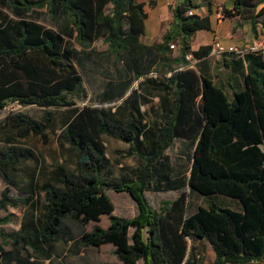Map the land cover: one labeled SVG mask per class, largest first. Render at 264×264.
I'll list each match as a JSON object with an SVG mask.
<instances>
[{
	"label": "trees",
	"instance_id": "16d2710c",
	"mask_svg": "<svg viewBox=\"0 0 264 264\" xmlns=\"http://www.w3.org/2000/svg\"><path fill=\"white\" fill-rule=\"evenodd\" d=\"M44 6L59 20L57 31L29 19L34 9ZM108 6L113 8L110 14ZM195 9L191 0H181L171 30L161 42L147 46L141 42L147 14L135 0H0V111L10 104L44 111L41 121L13 113L5 125L19 137L40 136L52 120L48 109H71L58 140L75 152L79 166L78 175L61 167L33 171L29 185L44 193L39 203L32 194L11 195V188L20 187V166L34 158L33 151L15 145L0 151L6 185L0 210H30L16 234L0 236L37 253L39 264L54 259L53 244L59 242L74 243L71 252L77 256L111 245L122 264H141L149 255L154 264H184L186 239L205 241L214 264L264 259V49L233 59L243 74V91H233L231 98L217 95L222 88H211L209 79L185 58L189 39L211 31L209 16L188 15ZM5 11L17 21H10ZM222 15L254 25L264 15V0H235ZM66 38L80 47V57ZM100 38L108 45L107 55L122 64L103 97L120 104L109 110L73 108L83 91L73 61L85 68L84 62L98 55L93 45ZM178 45L173 55L171 46ZM210 50L202 47L192 55L201 59ZM134 81L140 82L138 89L124 97ZM106 139L125 144L134 160V167H122L120 177H114ZM180 144L175 164L167 151ZM119 190L136 195L137 203L153 214L146 242L140 231L130 233L131 226L140 228L139 221L113 216L107 192ZM148 190L177 192L178 197L164 214H156L146 203ZM191 194L206 199V206L190 211ZM103 216L110 220L107 229L96 225L78 237L65 224L68 219L80 226L98 224ZM11 217L0 218V223ZM20 248L8 251L0 245V264H27Z\"/></svg>",
	"mask_w": 264,
	"mask_h": 264
},
{
	"label": "rangeland",
	"instance_id": "374dc122",
	"mask_svg": "<svg viewBox=\"0 0 264 264\" xmlns=\"http://www.w3.org/2000/svg\"><path fill=\"white\" fill-rule=\"evenodd\" d=\"M112 9V6L106 7V13H112ZM5 14L10 21H17V18L9 11H5ZM29 19L53 31H57V27L59 26V20L52 19L46 6L34 9L33 12L29 14ZM66 41L71 45L70 47H72V49L79 53L80 57V47L75 44L73 40L66 38ZM93 48L99 56L97 55L92 57V61H85V68H82L76 59L73 61L75 68L83 79L82 94L80 97L75 98V105L73 108L82 109L84 107H94L103 110L114 109L120 104V102H106L103 94L107 82L114 78V75L118 70L122 69V64L117 63L114 57L110 58L107 55L108 45L105 38L97 40L93 45ZM177 49L178 47L176 46L173 51H177ZM239 52L241 54L243 53V51ZM139 85L140 82L134 81L124 97H127L131 91L138 89ZM48 111L52 113V120L48 123L44 133L40 136L29 134L25 138L19 137L16 132L12 131L5 125V123L9 121L8 116L13 113H23L41 121L44 117V111L37 106H20L18 104H10L0 111V151L4 150L9 145H15L21 148L31 149L34 154V158L31 161L25 162L20 166V187L11 188V195L14 197H27L32 194L34 198L39 201V203L44 199V193L41 192L39 188L34 191L29 185L30 175L33 171L44 170L49 172L61 167L70 174H79L77 155L70 148V146L62 144L58 140L65 124L72 116L70 112L71 109L51 108L48 109ZM106 145L107 156L110 159L114 177H120L122 167H131L134 160L127 154V146L125 144L116 140L106 139ZM181 147L182 144L167 151V155H169L172 163L176 164V162L180 161V159L177 158V151ZM5 187L6 185L0 174V195L4 191ZM107 194L114 205L113 216L126 219L130 222L139 221L140 228L131 226L130 233L133 235L135 232L140 231L141 234H143L144 242H146V238L148 237L147 231L149 229L148 221L151 217H154L153 214L148 213L145 207H142V205L137 203L136 195H133L125 190L108 191ZM144 197L150 211L156 214H164L165 210L169 207L168 203L174 200L172 194L154 193L152 191H144ZM206 204V199L197 196L196 194H191L189 203L190 211H195L198 206H206ZM29 211L30 210L23 207L18 209L8 207L0 210V218H6L9 214L12 215L9 222L4 224L0 223V232L13 235L16 234L19 231L21 224L29 216ZM37 213L38 215L40 214L39 211ZM65 224L71 233L75 237H78L82 231L91 230L96 225L103 229H107L110 225V220L107 216H103L98 224L80 226L68 219L65 221ZM6 238L0 236V245H3L6 250L13 251L16 248H20L12 245L11 240H6ZM199 245H201L200 247L202 249L207 247L202 243ZM73 246L74 243H54L53 252L55 257L53 260L47 261L45 264H122L110 245H105L98 250H86L80 256L71 252ZM20 252L27 264L31 262L39 264L40 261L38 254L34 253L30 248H20ZM204 252L206 253L205 250ZM40 258L43 260L42 257ZM13 264L18 263L13 262ZM141 264L154 263L151 262V256L149 255V259L141 262ZM209 264H214V261L213 263H210L209 261ZM256 264H264V259Z\"/></svg>",
	"mask_w": 264,
	"mask_h": 264
},
{
	"label": "crops",
	"instance_id": "0c3cea01",
	"mask_svg": "<svg viewBox=\"0 0 264 264\" xmlns=\"http://www.w3.org/2000/svg\"><path fill=\"white\" fill-rule=\"evenodd\" d=\"M135 1L144 5V11L147 14L146 30L141 42L147 46L161 42L171 30L175 20L174 11L181 0ZM191 2L197 7L193 10L196 16L201 18L209 16L211 31H199L189 39V54L207 46H210L211 50L208 56L201 59L193 57L194 62L190 64V68L209 79L210 87L214 90H216L215 86L221 87L223 92L217 91V95L231 98L233 91L241 92L245 89L243 74L236 70L233 59L242 56L247 51L257 52L264 49V15L257 17L254 20V25L250 20H242L239 17L219 20L218 14L222 13L223 9L231 10L235 0H191ZM262 7L263 5L259 6L256 13ZM178 41H181V38ZM215 43H219L222 52L213 51ZM177 47L178 49L173 52V55L178 54L179 45ZM239 51H243V53L241 54ZM155 101H158V98ZM131 167H134V163ZM168 193L173 195L174 200L178 197L177 192ZM186 242L187 252L184 264H209V261L213 263L214 253L205 241L198 240L194 243V241L186 239ZM200 243L207 247L202 249ZM111 247L115 250L113 246Z\"/></svg>",
	"mask_w": 264,
	"mask_h": 264
},
{
	"label": "built area",
	"instance_id": "2783aa9c",
	"mask_svg": "<svg viewBox=\"0 0 264 264\" xmlns=\"http://www.w3.org/2000/svg\"><path fill=\"white\" fill-rule=\"evenodd\" d=\"M193 14H194L193 11H191V12L188 13L189 16H192ZM218 19H219V20H224V17H223V15H222V13H219V14H218ZM171 48L174 49V46H171ZM213 51H214V52H222V48H221V46L219 45V43H215V44H214V46H213ZM185 58H186V60H187L188 62H190L191 64L194 62V58H193V55H192V54H187Z\"/></svg>",
	"mask_w": 264,
	"mask_h": 264
}]
</instances>
